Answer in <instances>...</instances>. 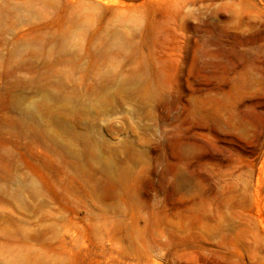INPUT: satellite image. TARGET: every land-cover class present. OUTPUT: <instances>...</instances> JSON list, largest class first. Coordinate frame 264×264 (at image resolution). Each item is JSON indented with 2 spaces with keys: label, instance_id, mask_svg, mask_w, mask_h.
Instances as JSON below:
<instances>
[{
  "label": "rangeland",
  "instance_id": "obj_1",
  "mask_svg": "<svg viewBox=\"0 0 264 264\" xmlns=\"http://www.w3.org/2000/svg\"><path fill=\"white\" fill-rule=\"evenodd\" d=\"M0 264H264V0H0Z\"/></svg>",
  "mask_w": 264,
  "mask_h": 264
}]
</instances>
